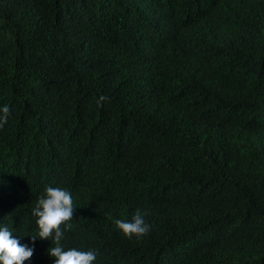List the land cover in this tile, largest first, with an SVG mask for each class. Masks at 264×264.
<instances>
[{
  "label": "trees",
  "instance_id": "obj_1",
  "mask_svg": "<svg viewBox=\"0 0 264 264\" xmlns=\"http://www.w3.org/2000/svg\"><path fill=\"white\" fill-rule=\"evenodd\" d=\"M5 105L0 226L25 264H54L31 241L47 187L93 264H264V0H0Z\"/></svg>",
  "mask_w": 264,
  "mask_h": 264
},
{
  "label": "clouds",
  "instance_id": "obj_2",
  "mask_svg": "<svg viewBox=\"0 0 264 264\" xmlns=\"http://www.w3.org/2000/svg\"><path fill=\"white\" fill-rule=\"evenodd\" d=\"M100 102L108 99L100 96ZM9 107L5 105L0 109V128L7 123ZM74 207L72 195L69 191L59 187H47L45 193L36 201L32 215L36 217L37 235L31 236L34 244L37 239L51 240L55 247L48 249V255L54 258V264H93L97 254L93 250L81 251L75 248L65 250L61 241L65 229L71 228L68 223L73 219ZM115 227L126 237L137 239L145 236L150 225L146 224L144 215L139 211L133 216L131 222L117 219ZM34 254V247L21 245L19 240L13 238V231L7 226H0V264H25Z\"/></svg>",
  "mask_w": 264,
  "mask_h": 264
}]
</instances>
